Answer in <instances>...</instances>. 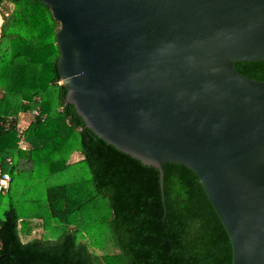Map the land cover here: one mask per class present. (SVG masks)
<instances>
[{
    "label": "water",
    "instance_id": "water-1",
    "mask_svg": "<svg viewBox=\"0 0 264 264\" xmlns=\"http://www.w3.org/2000/svg\"><path fill=\"white\" fill-rule=\"evenodd\" d=\"M57 68L85 126L158 171L185 165L229 237L231 264H264V0H41ZM1 246V245H0Z\"/></svg>",
    "mask_w": 264,
    "mask_h": 264
},
{
    "label": "trees",
    "instance_id": "trees-1",
    "mask_svg": "<svg viewBox=\"0 0 264 264\" xmlns=\"http://www.w3.org/2000/svg\"><path fill=\"white\" fill-rule=\"evenodd\" d=\"M0 16V169L10 175L0 264H231L229 237L190 168L163 164V206L157 169L99 138L65 101L48 7L0 0ZM233 64L264 81V60ZM37 106L19 148L20 113Z\"/></svg>",
    "mask_w": 264,
    "mask_h": 264
},
{
    "label": "built area",
    "instance_id": "built-area-1",
    "mask_svg": "<svg viewBox=\"0 0 264 264\" xmlns=\"http://www.w3.org/2000/svg\"><path fill=\"white\" fill-rule=\"evenodd\" d=\"M36 100L39 101V98H36ZM29 112L32 114V117L34 118L35 116L39 114V107L37 106L33 108L32 110H30ZM24 129H25V126H22L20 124L16 125V133L18 137L17 144H18V147L22 149L27 146L25 138H24ZM6 161L8 163H11V158L7 157ZM9 181H10V175L7 172H3L0 169V192L4 193L8 189Z\"/></svg>",
    "mask_w": 264,
    "mask_h": 264
},
{
    "label": "rangeland",
    "instance_id": "rangeland-1",
    "mask_svg": "<svg viewBox=\"0 0 264 264\" xmlns=\"http://www.w3.org/2000/svg\"><path fill=\"white\" fill-rule=\"evenodd\" d=\"M5 6H6V8H12V3H10V2H7L6 4H5ZM1 21H2V19H1V16H0V24H1ZM29 112V111H28ZM25 112V113H20V116H19V119H23V120H26L27 121V123H29L32 119H33V117H32V114L29 112ZM18 123H19V121H18ZM79 158V155L78 154H72V156H71V161H73V160H76V159H78ZM39 230V229H38ZM39 233H40V231H39ZM39 234H38V232H33V234H31V238L32 237H34V236H38ZM91 249L92 250H94L95 252H97V253H99V250L98 249H95V248H93V247H91Z\"/></svg>",
    "mask_w": 264,
    "mask_h": 264
},
{
    "label": "crops",
    "instance_id": "crops-1",
    "mask_svg": "<svg viewBox=\"0 0 264 264\" xmlns=\"http://www.w3.org/2000/svg\"><path fill=\"white\" fill-rule=\"evenodd\" d=\"M17 124H20V125H22V126H27V121L26 120H23V119H19V123H17ZM74 161V160H73ZM33 232H39V230L38 229H33L31 232H30V234H28V235H26V237L24 238V240H28V239H30L31 237V234H33Z\"/></svg>",
    "mask_w": 264,
    "mask_h": 264
}]
</instances>
